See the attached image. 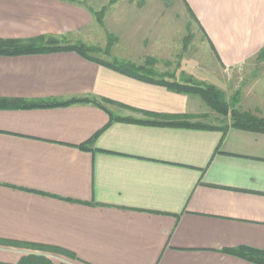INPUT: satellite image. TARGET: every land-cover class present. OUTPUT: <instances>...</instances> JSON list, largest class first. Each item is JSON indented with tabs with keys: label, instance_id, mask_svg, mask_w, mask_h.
I'll return each mask as SVG.
<instances>
[{
	"label": "crops",
	"instance_id": "obj_1",
	"mask_svg": "<svg viewBox=\"0 0 264 264\" xmlns=\"http://www.w3.org/2000/svg\"><path fill=\"white\" fill-rule=\"evenodd\" d=\"M120 1L104 19L113 35L148 17L115 10ZM180 1L225 87L231 74L232 89L219 88L264 118V0ZM99 26L88 9L62 1L0 0L1 39L88 44ZM163 79L176 83L154 80ZM74 98L98 104L0 110V263L37 254L54 264H257L228 252H264V133L115 121L207 112L193 94L75 52L0 56V100ZM92 140L90 151L80 149ZM41 246L76 259L32 248Z\"/></svg>",
	"mask_w": 264,
	"mask_h": 264
},
{
	"label": "rangeland",
	"instance_id": "obj_2",
	"mask_svg": "<svg viewBox=\"0 0 264 264\" xmlns=\"http://www.w3.org/2000/svg\"><path fill=\"white\" fill-rule=\"evenodd\" d=\"M82 1H85L89 7L92 6L97 11H100L109 3V0ZM124 1L121 0L115 10H127L128 12L130 10H139L142 13L147 12L148 17L141 19L138 17L131 18L128 27L115 28L113 33L117 42L120 40V48L118 50H109V52L111 51V56L109 53V56L104 53H95L93 54L95 57L105 62H113V58H116L120 65L128 63L127 59H131L134 63H137H132L136 67L145 66L148 59H153L155 64L150 67L157 73V77L162 78L164 76L167 80L171 81L173 79L176 83H181L182 85L197 87L200 85H213L218 89H232L233 84L229 82L232 78L231 74L225 76V79L228 80V82L226 81L227 87H225V83H222L224 80L221 78V73L214 63L208 45L205 41H202L201 35L185 19L184 9L180 0H144V2L134 0L135 9L131 7L123 8ZM139 4H142V6H138ZM107 16V21L109 19L110 23V10ZM139 20L142 23L143 21L146 22L147 25L138 27ZM107 32L110 33V24L107 23V27L104 29L99 26V32H94V36L90 39L91 41L88 45L94 44L92 46H97L104 51L107 46ZM123 39L125 45L124 49L123 47L121 49ZM145 39H147L146 47L143 46ZM146 53L155 55L145 58ZM223 89L220 90L225 93L226 99L232 103V97L230 99H228L229 97L227 98V94L231 96L232 93H227ZM203 103L207 112L206 116L192 119V122L200 121L206 125H221L224 118L220 117L205 102ZM236 107L238 108L237 103ZM225 121L229 123L230 118ZM56 262L59 263L58 261Z\"/></svg>",
	"mask_w": 264,
	"mask_h": 264
},
{
	"label": "trees",
	"instance_id": "obj_3",
	"mask_svg": "<svg viewBox=\"0 0 264 264\" xmlns=\"http://www.w3.org/2000/svg\"><path fill=\"white\" fill-rule=\"evenodd\" d=\"M71 5L84 7L90 11L92 16L96 19L98 24L104 29V19L108 11L116 5L120 0H110L109 4L103 7L100 11L95 12L89 7L85 1L82 0H58ZM107 46L104 51L99 49L97 46L88 45L83 42L71 44L66 36L62 37H38L27 40H13V39H1L0 38V56L2 57H17L25 55H44L57 52H75L82 57L98 63L100 65L109 66L110 68L118 71L130 74L138 79L146 81L148 83L162 84L169 86L170 88L179 92L194 94L199 96L210 108H212L220 117L224 118L221 125H206L204 123L192 122V118L189 116H177L162 119L161 117L155 116L154 121H137V120H125L116 119L115 121L128 122L134 124L148 125V126H161V127H172V128H184L192 130H206V131H224L228 128H235L240 130H246L257 133H264V118H259L251 113L245 112L236 107L240 101V94H236L232 98V103L226 99L225 93L213 85H200L190 86L182 85L181 83H167L164 81L154 80L157 77V73L150 67L155 64L153 59H148L145 66L136 67L132 63L119 64L118 59L113 58V62H105L95 57V53H104L106 56L108 53L111 56V50L117 39L114 35L106 33ZM109 56V55H108ZM258 59L264 61V48L258 54ZM117 60V61H116ZM166 78V77H162ZM93 102L98 104V101L94 99H68V100H41V101H25V100H0V110L14 109V110H29V109H48L57 107H66L79 103ZM229 123L226 119H229ZM93 140L89 143L80 146L83 151H90ZM0 245H6L1 243ZM20 245V244H17ZM36 248L44 253H52L56 255H62L70 259H76L74 255L67 251L52 248V247H32ZM228 253L247 259L257 264H264V252L255 251L251 249H239L229 251ZM5 264V263H0ZM17 264H54V262L46 255L31 254L21 258Z\"/></svg>",
	"mask_w": 264,
	"mask_h": 264
}]
</instances>
